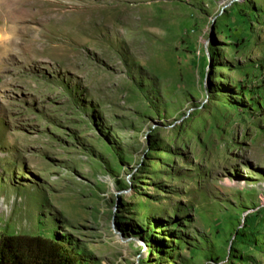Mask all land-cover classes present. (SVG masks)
Masks as SVG:
<instances>
[{
	"label": "rangeland",
	"instance_id": "1",
	"mask_svg": "<svg viewBox=\"0 0 264 264\" xmlns=\"http://www.w3.org/2000/svg\"><path fill=\"white\" fill-rule=\"evenodd\" d=\"M5 235L264 264V0H0Z\"/></svg>",
	"mask_w": 264,
	"mask_h": 264
},
{
	"label": "trees",
	"instance_id": "2",
	"mask_svg": "<svg viewBox=\"0 0 264 264\" xmlns=\"http://www.w3.org/2000/svg\"><path fill=\"white\" fill-rule=\"evenodd\" d=\"M60 245L38 236L5 235L0 237V264H62Z\"/></svg>",
	"mask_w": 264,
	"mask_h": 264
}]
</instances>
